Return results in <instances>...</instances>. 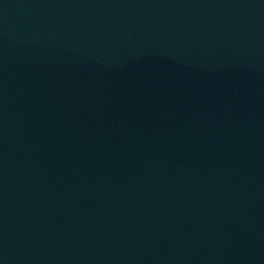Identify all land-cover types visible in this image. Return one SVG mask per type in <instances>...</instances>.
<instances>
[{
    "label": "water",
    "instance_id": "1",
    "mask_svg": "<svg viewBox=\"0 0 264 264\" xmlns=\"http://www.w3.org/2000/svg\"><path fill=\"white\" fill-rule=\"evenodd\" d=\"M0 264H264V0H0Z\"/></svg>",
    "mask_w": 264,
    "mask_h": 264
}]
</instances>
